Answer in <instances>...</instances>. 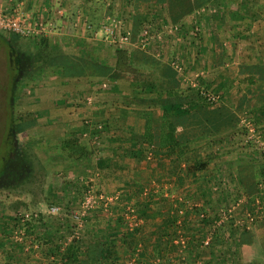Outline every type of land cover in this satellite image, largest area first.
I'll return each instance as SVG.
<instances>
[{
  "label": "trees",
  "instance_id": "16d2710c",
  "mask_svg": "<svg viewBox=\"0 0 264 264\" xmlns=\"http://www.w3.org/2000/svg\"><path fill=\"white\" fill-rule=\"evenodd\" d=\"M141 1L156 4L158 13L154 20L146 18L136 22L140 40L148 29L159 33L173 26L188 45H181L179 52L167 61L160 46L155 52L141 46H118L114 51L115 65L109 66L94 56L96 48L85 41L78 45L81 49L78 47L76 55H63L58 60L63 77L86 76L89 63L96 67L97 77L103 81H125L130 86L129 94L119 93L126 95L123 102L128 108L103 112L112 116L106 121L96 120L102 121L100 130L92 129L98 126V123L93 124L95 121L82 127L73 123L61 125L62 145L78 150L77 161L84 160L80 164L82 168L97 175L102 183L116 180L117 191L104 195L118 196V199L107 206L101 202L90 211L82 236L63 253L53 238L59 235L61 241L71 235L70 221L42 216L27 223L26 230L32 240L26 251L25 244L14 243L10 238L11 226L15 229L23 226L19 212L7 224L4 219L0 227V247L7 264H49L52 255L60 257L65 264H264V244L254 226L258 221L257 213L264 211L259 204L260 198L264 199L260 187L264 182L261 149L251 142L257 146L254 151L258 161L242 162L241 159L236 166L235 162L220 161L224 152L220 148L190 163L185 159L203 145L222 144L230 138L245 136L243 120L253 124L256 133L264 139V59L259 60L252 54L248 62L234 67L217 25L211 24V31L207 33L209 57L204 60V68L199 69L198 62L204 56V48L199 46L201 32L192 30L186 38L188 26L182 22L204 8L221 9L223 0ZM198 17L202 18L200 14ZM89 25L92 32L103 30L100 23L90 20ZM133 31L135 33V28ZM121 34L134 43L130 33ZM183 53L187 57L185 64L181 63ZM67 58L76 60L68 62ZM172 63H178L181 72ZM191 72L192 83H189ZM212 96L216 99L212 100ZM137 104L153 106L143 111L132 110L131 105ZM90 128L91 147L87 148L79 144L78 134H86ZM138 134L142 139L135 138ZM96 150L102 154L93 161ZM184 162L187 165L183 168ZM225 170L235 172L242 195L251 199L242 207L253 215L240 216L245 223L235 231L233 228L238 222L232 216L228 218L232 224L229 229L225 225L211 226L229 213L228 191L220 190L219 194L225 209L210 204L214 181H219ZM141 176L151 179L143 182ZM212 177H216L215 180L212 181ZM87 181L65 182L62 190L52 193L49 203L62 206L67 214L79 209L85 195L95 185ZM238 195L234 197V204ZM195 200H199L198 203ZM187 201H191L192 206L185 205ZM210 234L212 238L205 247ZM35 243L40 247L38 256Z\"/></svg>",
  "mask_w": 264,
  "mask_h": 264
},
{
  "label": "rangeland",
  "instance_id": "374dc122",
  "mask_svg": "<svg viewBox=\"0 0 264 264\" xmlns=\"http://www.w3.org/2000/svg\"><path fill=\"white\" fill-rule=\"evenodd\" d=\"M19 1L25 2V10L27 13H37L35 17L37 16L39 17V19L43 18V20H46L45 22L48 24L51 23V21H53V23L55 24V21L53 19L54 17L57 19L59 17H63L60 11H63V14L65 13V11H70L69 0H0V3H2L3 8L7 12H9V10L14 7V3H17ZM132 5L133 4H129L128 11L132 12ZM142 8V10L144 11H147L149 9L148 12L150 13L153 10L152 6L143 5ZM114 9H116L117 12V3ZM199 14L202 16L201 19L198 17ZM104 15V17L102 16L100 22V24H102V28L103 26L106 28L109 25H112L110 21L106 19V13ZM88 19L87 21L89 22ZM220 19L222 21H220ZM189 20L190 21L187 23L188 28L186 29V38H188L189 33H192V30L201 32V43L199 44V46H202V48H204V56L201 57V60L198 62L200 63V65L198 64L199 69L204 68V60L209 57V37L207 33L211 31V24L217 25L220 38L222 39L224 44H226L227 53L234 60V67H237L240 63L248 62L249 56L252 54L255 55L259 60L264 59V0H223V7L221 9L210 10L208 7L204 8L201 11H196L194 17ZM65 25L66 27H68L67 29H64L63 27H57L55 31L60 30L61 32L72 33L73 31L71 30V25ZM73 27L78 31H76V34H80L79 36L84 35V33L82 32V27H84L83 24L81 27V25L77 23V25L74 24ZM124 27L127 28V23L121 19L119 25H117L116 28V36L117 33H119L118 30H124ZM252 28H255L254 32L252 31ZM174 29L171 30V32L169 30L168 33L164 31L157 33L155 29L151 28L153 39L146 49L152 52L157 48V44H160L159 46L164 51V60L167 61L168 59H170V56H174L175 53L179 52V48L181 47V45H188V43L183 40V36L181 35V33H179L178 30ZM68 36H65V38L63 39H58L53 35H49V37L44 36L37 38H46L47 40L59 42L66 40L64 41V43L69 44L73 49H76L77 53L80 48L78 46L80 42L78 43V41L82 39H78L77 41L76 39H72V37ZM105 36L106 32L103 29L101 31V37L99 39L101 42H91L90 40L88 42H90L91 45L96 48L94 56H98L104 64H108L109 66L115 65L114 51L116 50V48H118V46L124 48H136L140 46V44H132L131 41L122 43L119 40L120 38L118 37H116L117 42L113 43L112 41H108L107 39H105ZM182 58L183 59L181 60V63L185 64L187 60L186 53L182 54ZM72 60V58H67L68 62H72ZM75 60L76 59H74L73 61L75 62ZM5 64V56L0 55V92L2 90V87L7 83L6 77L3 76V73L1 72V70L5 69ZM86 66V76L76 78L70 76L63 77V72L58 70L39 78L36 83L32 84L29 90L31 96L29 108L36 113V119H39L37 122L39 123L38 128L39 126H43L38 130L40 132H43L41 136H43L47 144H49L52 140L53 144H57V147L51 148L52 150L50 152L52 156H57H54L55 158H52L50 165H48L43 187L44 192L39 200H37L39 201L38 204L34 205L32 203H29L27 206L28 208H24L20 212H23V210L48 211L49 207L52 205L49 203L52 193L62 190V186L65 184V182H69L72 180H74V182H76V180H78L79 182L85 181L86 183L88 182L87 180L94 182L95 185L92 188L94 194H98L100 192H103V194L110 193L109 187L99 181L97 175L93 176L92 173L86 172L82 168V165L80 164H83L84 160H81L79 162L77 161L79 157L78 150L74 151L62 145L63 143L60 138L61 125L67 124L69 123V121L76 122L77 119L81 121V124L82 122L87 123L85 122L87 120L92 121V119L87 118V116H90V113L92 111L98 110L97 106L100 104L101 100L105 99L110 101L111 103H115V105L116 103L119 104L120 101L124 99L123 96H126L119 93L123 91L124 93L129 94L130 86L125 81H122L120 83L103 81L101 78L97 77L98 71L96 67L92 66L89 63ZM192 74L193 73L191 72L188 76V80H191L193 76ZM206 75L209 76L208 74ZM243 88L246 89V86L243 85ZM44 101L47 103V105H43L49 107L46 114H44L45 112L41 111L40 109V106L42 103H44ZM34 103H36V105H34ZM1 105L0 112L3 108L1 107ZM40 112L42 114H39ZM55 121L58 122L57 125ZM100 122L102 121L94 122L93 124L98 123L99 125ZM74 124L77 125V123ZM96 127L98 126L94 125L92 126V129L94 130ZM98 129L100 130V128ZM91 132V128L90 131L86 134L80 132L78 134L79 144L90 148L91 143L89 141ZM228 142L229 143H225L224 145V152L220 161H227L231 163L235 162L234 165L236 166L237 164H239L241 159L242 162H247V160L256 161L258 159V155L255 154L254 151L255 149H257V146H253L255 145V143H252V145L250 141L246 142L244 136H236L232 139L230 138ZM47 144L46 147L49 148V145ZM59 144L61 145L59 146ZM70 154L71 157H69ZM101 154L102 151L96 150L94 155L95 157L92 160L96 161L98 156H100ZM228 170H225L223 173L221 172V177L219 178L221 181H215L212 197L213 199L210 200V203L213 204L214 202L213 205L217 207L220 205L224 206L219 194L222 190L230 192L231 203L229 206V213L226 215L228 217L232 216V218L235 219V222H238V224H235V228H233L235 231L239 225L245 223L241 221L242 218L240 216L245 215L249 217L251 216V214L253 215V213L243 211V204H248L251 199L242 195L238 181L235 177V172L229 173ZM260 186L263 191L262 195L264 196V182H262ZM237 193H239L238 200L234 205V197L236 198ZM174 197L177 198V194ZM214 199L216 201H214ZM198 201L196 203H198ZM262 201H264V199L260 198L259 204L261 211L264 210V203H262ZM186 203L187 204L185 205L192 206L191 201H187ZM223 209H225V206L223 207ZM257 218L258 221L254 226L259 233L262 243L264 244V211L263 213H257ZM7 219H9V217ZM231 226L232 224L230 222H227L225 224V227L228 229L231 228ZM55 236L58 240L59 235ZM0 264H7V258L5 256V253L2 252L1 247Z\"/></svg>",
  "mask_w": 264,
  "mask_h": 264
},
{
  "label": "flooded vegetation",
  "instance_id": "af4514ba",
  "mask_svg": "<svg viewBox=\"0 0 264 264\" xmlns=\"http://www.w3.org/2000/svg\"><path fill=\"white\" fill-rule=\"evenodd\" d=\"M76 54L62 41L0 32V55L6 58L1 72L7 81L0 92V227L29 203L38 204L48 165L57 156L50 154L57 144H47L38 133L43 126L38 128L39 119L29 108V90L39 78L61 68L60 57Z\"/></svg>",
  "mask_w": 264,
  "mask_h": 264
},
{
  "label": "built area",
  "instance_id": "2783aa9c",
  "mask_svg": "<svg viewBox=\"0 0 264 264\" xmlns=\"http://www.w3.org/2000/svg\"><path fill=\"white\" fill-rule=\"evenodd\" d=\"M13 1V0H11ZM25 2L19 1L17 3H14V7L7 12L4 8L2 3H0V32H11L16 35L22 36V37H46L50 34H52L56 30V25L51 21V23H46L43 18L39 19V17H35L37 13L29 14L25 10ZM61 15H63V11H60ZM59 13V14H60ZM39 16V15H38ZM110 21V18H108ZM112 25H109L108 27H104L103 29L106 32V39L108 41H112L113 43H116V37L120 38L119 40L123 43L126 41H130L128 37H124L122 34H120V30H118L119 33H117L116 36V28L117 25H119L120 21L113 20L110 22ZM84 29L90 31L91 27L87 21L84 22ZM145 37L143 40L140 41V46L144 49L148 47V45L151 43V40L153 39V36L151 34V31L148 29L145 31ZM116 40V41H115ZM111 42V43H112ZM173 67L176 68L179 72H181L182 68L178 63H172ZM212 100H215V97H211ZM242 126H245L246 128V135L245 140L246 142H253L255 143L259 149L264 153V139L260 135L256 133V129L253 124L250 122L243 120ZM98 128H101V125H98ZM261 185V184H260ZM261 187V186H260ZM216 189V188H215ZM262 189V188H261ZM118 199V196L114 197H107L104 194H94L93 189L90 190L84 198V201L80 205L79 209L73 210L70 214L64 213L63 207L60 205H51L49 207V210L47 211H25V212H19V216L21 218L22 227L14 228L13 232L10 235V238L14 240L17 243L25 244L26 251L30 249V247L27 244V241L32 240V237L29 236L28 231L26 230V224L30 223L32 221L39 220L42 216L47 218H62L61 220H67L70 221L71 230L73 231L71 235H68L65 237L64 240H57L56 236H54L53 242H57L54 244H58V247L60 248V253L67 252L70 250V248L74 245L76 241L80 239V237L83 234L84 228H85V220L87 218V215L90 211L94 210L97 205L101 202H105V205L107 206L109 203H112ZM231 212V211H230ZM250 217V216H249ZM228 216L224 214L221 219L215 224H211V226H223L228 222ZM70 226V225H69ZM131 227L133 225L131 224ZM212 235L210 234L208 237H206V240L204 242L205 247L208 246L210 243ZM32 242V241H31ZM34 248L37 250V255H39V245L38 243H35ZM49 264H65L63 260H61L60 257H56L55 255H52L49 259ZM44 264V263H43Z\"/></svg>",
  "mask_w": 264,
  "mask_h": 264
},
{
  "label": "crops",
  "instance_id": "0c3cea01",
  "mask_svg": "<svg viewBox=\"0 0 264 264\" xmlns=\"http://www.w3.org/2000/svg\"><path fill=\"white\" fill-rule=\"evenodd\" d=\"M116 3H117V7H118L117 12H116V9H114ZM69 4H70L69 5L70 6V11H67V12L65 11V13L63 14V17H59L58 19L54 17L53 19L55 21L56 28L57 27H60V28L63 27L64 29H67L68 27H66L65 24H67V25L70 24L71 28H72L71 30L73 32L72 33H66V32H61L60 30H57V31H54L52 34H50V35H53L54 37H56L58 39L59 38L63 39V38H65V36L70 35L68 37H72V39L74 38L77 41H78V39H82V40H84L86 42H88L89 40L91 42H93V41L94 42L95 41L96 42H98V41L101 42L99 40L100 37H101V30L97 31V32L88 31V30H85L84 27H82V24L84 25V22L87 21L88 18H89L88 19L89 21L91 20L94 23L99 24L101 22L102 16L106 13V19L110 18V22L113 21V20L121 21V19L124 22H126L127 23V28L124 27V30L121 29L120 34L122 32H126L128 34L130 33V34H132V36H130V38L132 37V40L134 42L133 44L134 45L140 44L141 40L139 39V28L138 29L136 28V22H140L142 19H146V18L154 20L155 15L158 13V8L156 7V4H154L153 2H149V3L143 2L141 0H69ZM129 4H133L132 5L133 6L132 12L128 11ZM113 5H114V7H113ZM143 5L152 6L153 7L152 12L151 13L148 12L149 9L147 11L142 10L143 9L142 8ZM194 14L195 13H193L192 15L186 17L182 23L187 25V23L190 21L189 19H192L194 17ZM77 23L79 25H81V27L84 30V31L82 30V32L84 33L83 36H79L80 34H76L77 29H75L73 27V25L74 24L77 25ZM137 27H138V23H137ZM133 28H135V33L133 31ZM167 29H169L170 32H171V30H173V29L177 30V27L171 26L170 28H166L164 30V32L168 33L169 30H167ZM254 29L255 28H252L253 32H254ZM135 35H136V37H135V41H134L133 37ZM46 37H49V35L46 36ZM105 39H106V37H105ZM82 40L78 41V43L79 42L80 43L84 42ZM64 41H66V40H63L62 42H64ZM159 45L160 44H157V47ZM156 50H157V48L154 51H152V52H155ZM201 74H203V73H201ZM188 82L192 83V82H190V80ZM123 101H124V99L122 101H120V103L118 104L117 107H115L114 103H111L110 101L105 100V99L101 100L100 104L97 106L98 110L92 111L90 113V116H87V118L92 119L93 122L94 121L96 122V120L106 121V119H110L112 115L110 113L103 115V112L112 111V110H116V109L122 111V110L128 108L127 106H129V105L124 104ZM121 102H123V103H121ZM43 104L47 105V103L44 101V103L41 104V106H40L41 108L40 109H41V111L45 112L44 114H46L48 112L47 110L49 109V107L48 106H44ZM138 104H140V103H138ZM138 104L137 105H131V107L133 108L132 110L143 111L144 108H148V107L150 108V106H153L151 104H145V105H138ZM39 114H42V113L40 112ZM73 122L74 121H69L70 124H72ZM85 122H87V123L89 122L90 123L91 121L87 120ZM74 123H77L78 127H82V125L85 124L84 122H82V124H81V121H79V119H77L76 122H74ZM132 124L135 125V127H136V124H134V123H132ZM38 133H39V135H41L43 132L39 131ZM141 136L142 135L138 134V135H136L135 138L137 140H139V139H142ZM225 143L227 144L228 142H225ZM225 143L216 144V145H214V144L203 145L201 148L193 150L189 154H187L185 159L188 160L189 163H190L192 160H195L196 158L198 159L200 156H204V155L210 153L211 151L216 150L217 148H220L222 151H224ZM214 162L217 164V162H219L218 158L215 159ZM186 165H187V162L186 163L184 162L183 168L186 167ZM212 167L214 169V167L216 168V165H214ZM145 177L146 176H143V177L141 176L140 180H142L143 182H145V181L147 182L149 179H151L150 177L149 178H145ZM214 178H216V177H212L211 178L212 181L215 180ZM117 183L118 182L116 180H106L104 182V184L109 187V192L111 194L115 193L117 191V188H118ZM153 184H155L154 180L151 181V185L152 186H153ZM166 187H168V186H166ZM214 201H216V200L214 199ZM210 204H212V203H210ZM213 204H214V202H213ZM10 229H12V230H10V233H12L13 230H14L13 226H11ZM0 239H1V236H0ZM12 242L17 243L14 240H12ZM29 243H30V241H27L28 245H29Z\"/></svg>",
  "mask_w": 264,
  "mask_h": 264
}]
</instances>
